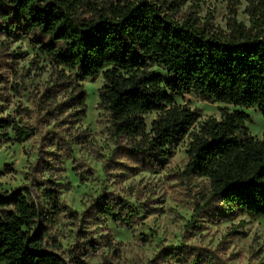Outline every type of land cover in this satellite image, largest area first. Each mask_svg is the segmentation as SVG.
<instances>
[{
    "label": "trees",
    "instance_id": "trees-1",
    "mask_svg": "<svg viewBox=\"0 0 264 264\" xmlns=\"http://www.w3.org/2000/svg\"><path fill=\"white\" fill-rule=\"evenodd\" d=\"M247 1L250 26L232 18L226 31L190 12L177 17L180 0H0V22L7 36L28 38L64 69L84 78L101 74L98 106L108 116L110 134L124 139L130 153L160 165L170 146L188 137L184 171L209 182L206 205L222 219H259L264 138L249 133L250 115L224 109L219 119L193 127L197 110L175 102L193 93L264 115V0ZM74 99L85 107L81 84ZM151 112L156 115L147 127ZM8 133L23 142L34 131L0 117V141ZM38 188L49 206L26 187L0 192V264H68L45 245L47 223L64 206L53 189ZM105 199L93 200L98 216L124 225L138 218L127 201ZM160 253L176 264H214L212 253L180 245Z\"/></svg>",
    "mask_w": 264,
    "mask_h": 264
},
{
    "label": "rangeland",
    "instance_id": "rangeland-1",
    "mask_svg": "<svg viewBox=\"0 0 264 264\" xmlns=\"http://www.w3.org/2000/svg\"><path fill=\"white\" fill-rule=\"evenodd\" d=\"M180 2L177 17L190 12L214 29L226 31L232 18L251 24L247 0ZM78 84L85 107L75 103ZM101 85V74L84 78L64 69L28 38L7 36L0 22V117L34 131L23 142L11 133L0 141V192L26 187L49 206L38 187L53 189L64 211L47 223L46 247L68 264H176L160 252L177 245L212 253L214 264L264 262V217L222 219L206 205L209 182L184 171L186 136L170 146L160 165L130 153L124 139L110 134L108 116L98 106ZM175 102L197 110L193 127L219 119L224 109H241L250 115L249 133L264 138V115L257 108L209 103L193 93ZM155 115L145 116L147 127ZM99 195L127 201L138 218L124 225L98 216L92 204Z\"/></svg>",
    "mask_w": 264,
    "mask_h": 264
}]
</instances>
